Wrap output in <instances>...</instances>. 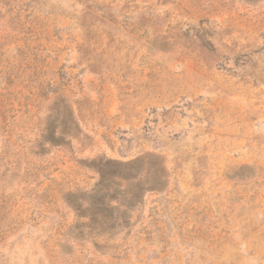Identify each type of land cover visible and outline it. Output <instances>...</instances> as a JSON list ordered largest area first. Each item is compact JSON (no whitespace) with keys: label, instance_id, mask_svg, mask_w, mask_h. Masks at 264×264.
Listing matches in <instances>:
<instances>
[{"label":"rangeland","instance_id":"rangeland-1","mask_svg":"<svg viewBox=\"0 0 264 264\" xmlns=\"http://www.w3.org/2000/svg\"><path fill=\"white\" fill-rule=\"evenodd\" d=\"M0 264H264V0H0Z\"/></svg>","mask_w":264,"mask_h":264},{"label":"trees","instance_id":"trees-1","mask_svg":"<svg viewBox=\"0 0 264 264\" xmlns=\"http://www.w3.org/2000/svg\"><path fill=\"white\" fill-rule=\"evenodd\" d=\"M50 132L51 130H49V134L44 136V138H46V141L51 144V145H58V143H60L58 140L55 142L54 140H52V138H50ZM47 134V131H46ZM48 137V138H47ZM128 164V165H127ZM125 166H130L132 163H127ZM154 186H148V188H152L151 190H154L155 188H153Z\"/></svg>","mask_w":264,"mask_h":264}]
</instances>
